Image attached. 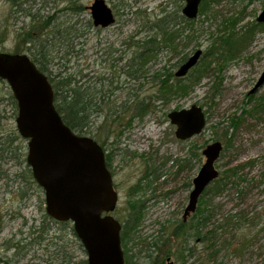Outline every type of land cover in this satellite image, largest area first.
Masks as SVG:
<instances>
[{
    "label": "rangeland",
    "instance_id": "obj_1",
    "mask_svg": "<svg viewBox=\"0 0 264 264\" xmlns=\"http://www.w3.org/2000/svg\"><path fill=\"white\" fill-rule=\"evenodd\" d=\"M94 1L21 0L20 10L0 0V45L10 53H26L21 33L34 25L37 43L47 46L49 75L71 76L94 95L98 112L90 114L82 134L105 150L119 193L113 216L123 224L132 203L141 210L137 230L121 231L125 264H168L167 258L175 264H264L259 247L264 243V182L250 180L243 200L235 189L216 197L204 191L200 201L218 206L214 216L200 236L194 230L175 235L208 144L223 142L219 171L255 158L249 177L263 174L264 84L250 91L264 71V25L257 21L264 0H202L199 16L179 26L174 46H163L141 63L136 77L130 72L136 41L161 16L181 15L185 1L106 0L116 19L107 28L94 26L88 8ZM226 36L231 40L224 44ZM197 49L203 51L200 61L177 77L183 56ZM162 73H172L169 83L180 81L181 91L160 92ZM11 96L7 81L0 82V148L7 139L13 141L0 150V264H87L74 224L46 212V194L27 162L29 140L17 128L19 109ZM196 104L205 111L207 125L182 140L169 112ZM221 201L224 214L245 209L256 216V229L247 230L257 238L250 248L238 251L239 235L224 234ZM196 216L191 214L187 223ZM212 230L214 237L204 239ZM161 240L171 247L167 255L154 246L158 242L164 248ZM131 247L135 256L128 258Z\"/></svg>",
    "mask_w": 264,
    "mask_h": 264
},
{
    "label": "water",
    "instance_id": "obj_2",
    "mask_svg": "<svg viewBox=\"0 0 264 264\" xmlns=\"http://www.w3.org/2000/svg\"><path fill=\"white\" fill-rule=\"evenodd\" d=\"M184 1L182 14L189 20L196 19L202 0ZM88 8L95 27L107 28L116 22L106 0H95ZM257 21L264 23V7ZM202 54L197 49L188 56L176 76H186ZM260 76L250 93L264 84V71ZM0 79L7 81L17 100V128L29 140L27 162L46 194L47 214L58 222L74 224L87 251L88 264H125L122 223L113 216L119 193L107 167L104 148L93 137L77 134L66 125L55 107L54 88L48 75L27 53H10L0 45ZM169 119L177 126L175 134L182 140L197 136L207 125L205 111L198 104L169 112ZM223 148V142L215 141L203 149L206 159L192 181L193 189L183 214L185 221L198 209L200 195L220 177L216 163ZM168 262L175 264L170 259Z\"/></svg>",
    "mask_w": 264,
    "mask_h": 264
},
{
    "label": "trees",
    "instance_id": "obj_3",
    "mask_svg": "<svg viewBox=\"0 0 264 264\" xmlns=\"http://www.w3.org/2000/svg\"><path fill=\"white\" fill-rule=\"evenodd\" d=\"M6 1L12 2L14 7L16 8H20L22 6L21 0ZM20 10L22 9L20 8ZM193 20L194 19H187L183 14L179 15L178 13H170L165 14L154 21L148 29V34L136 41V49L138 51L131 57V74L134 77L138 76L143 68L141 63H144V61L149 57L157 55V53L163 46L173 47L176 40V33L180 31L179 26L182 23H192ZM261 25H264V23ZM36 31L37 30H35L34 25H32L30 30L26 31L25 33H21V42L23 41V44H25V51L28 55H30L31 59L39 67V69L44 74L48 75L49 80L54 88L55 107L60 112L66 125L72 128L77 134H82V132L88 128L87 126L89 125L91 119L90 114L98 112L96 103L94 102V95L91 94L88 88L84 87L83 85H79V80H75L71 76L64 77L61 75L62 73L55 74L54 76L49 75L50 72L48 71V64L50 61L48 59V54L46 51L47 46L45 43H41L40 41L37 43L36 40L38 39H36ZM230 40L231 37L226 36L225 39H223V43H229ZM187 57V55L183 56L181 63L187 60ZM170 75H172V73H162V75L158 78L161 81L160 89L162 90H160V92L165 90L166 94L168 95L176 91L180 92V87L182 85L180 81L176 82L175 84H170L168 80V77H170ZM2 81L5 80L0 79V82ZM166 94L163 93L162 95ZM11 98L14 99L15 102H17L14 96H11ZM238 122L239 121H236L234 123L236 124ZM8 142L11 145L13 141L7 139L3 144L5 145ZM10 145L7 148H3L2 146L0 150L5 151V149L10 148ZM257 161V159L251 158V160L241 161V163L230 165V167L224 169L223 171H220V177L213 181L205 191L208 193H213L212 196L216 197L219 194L221 196V194L226 190L232 191L233 189H235L234 191L241 198V200H243L246 196L249 195V186H247V183L250 180L252 181V183L254 181L259 184L264 182V171L263 174L261 172L258 175H253L252 178L249 177L252 174L251 169L255 167ZM221 206L224 234H232L233 238H236L234 236L239 235L237 236L239 240L237 243L238 251L245 250L253 246L254 242L256 241L255 239L257 238L255 237V235L247 233V230L256 229V216H250L249 212L245 209L237 210L227 215L224 214L225 206L224 202L222 201ZM217 207L218 206L215 203H212V200L211 203H209V201L203 198L198 205L197 211L194 213V215H197L196 220L190 222V224L182 221L178 226H176L175 235L179 237L180 235H185L187 234V232H191L194 230V234L196 236H200L202 233L201 228L211 220L212 216H214L215 214L214 212ZM130 210L131 214L126 217L121 230L123 232H127V234L135 232L140 224L139 213H141V210L139 204L132 203L130 205ZM215 232V230L209 231L206 235H203V238L206 240L212 239ZM127 234L126 236L123 235L122 237L124 243L126 241ZM161 241L164 245V248L159 247L160 244L158 242L155 243V248L163 254H169V249L171 247L166 248L167 243H165L164 240ZM167 241L169 242V240ZM259 247L261 249H264V243H262V245H260ZM132 250V247L127 249L128 258H133L135 256ZM84 263L88 264L87 260H85Z\"/></svg>",
    "mask_w": 264,
    "mask_h": 264
},
{
    "label": "flooded vegetation",
    "instance_id": "obj_4",
    "mask_svg": "<svg viewBox=\"0 0 264 264\" xmlns=\"http://www.w3.org/2000/svg\"><path fill=\"white\" fill-rule=\"evenodd\" d=\"M183 62H184V61H183ZM183 62H182V63H183ZM182 63H181V64H182ZM181 64H180V65H181ZM102 148H103V147H102ZM104 151H105V150H104ZM107 167H108V166H107ZM190 185H191V184H190ZM192 186H193V185H192ZM114 187H115V185H114ZM192 189H193V188H192ZM192 189H191V190H192ZM191 190H190V192H191ZM190 192H189V194H190ZM202 194H203V193H202ZM202 194H201V195H202ZM201 195H200V196H201ZM188 197H189V196H188ZM189 198H190V197H189ZM200 198H201V197H200ZM198 205H199V204H198ZM185 207H186V206H185ZM184 211H185V209H184ZM196 211H197V210H196ZM194 213H195V212H194ZM183 214H184V213H183ZM191 214H193V213H191ZM191 214H190V215H191ZM189 217H190V216L187 217V220H186V221H185V219L182 218V219H183V222L187 223V221L189 220V219H188ZM121 223H122V222H121ZM122 226H123V224H122ZM168 259H170V258H167V262H168ZM170 261H171V260H170ZM160 264H162V263H160Z\"/></svg>",
    "mask_w": 264,
    "mask_h": 264
}]
</instances>
